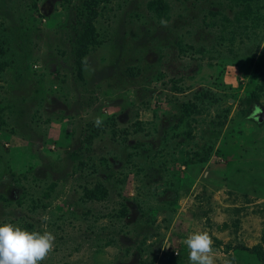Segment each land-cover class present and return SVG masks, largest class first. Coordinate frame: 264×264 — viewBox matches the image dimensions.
<instances>
[{
	"label": "rangeland",
	"instance_id": "1",
	"mask_svg": "<svg viewBox=\"0 0 264 264\" xmlns=\"http://www.w3.org/2000/svg\"><path fill=\"white\" fill-rule=\"evenodd\" d=\"M263 110L264 0H0V222L39 264H264Z\"/></svg>",
	"mask_w": 264,
	"mask_h": 264
},
{
	"label": "clouds",
	"instance_id": "2",
	"mask_svg": "<svg viewBox=\"0 0 264 264\" xmlns=\"http://www.w3.org/2000/svg\"><path fill=\"white\" fill-rule=\"evenodd\" d=\"M95 124H101L100 118H96ZM54 240L51 231H34L0 222V264H39L52 249ZM185 243L193 264H215L211 255L213 240L209 233L193 232Z\"/></svg>",
	"mask_w": 264,
	"mask_h": 264
},
{
	"label": "water",
	"instance_id": "3",
	"mask_svg": "<svg viewBox=\"0 0 264 264\" xmlns=\"http://www.w3.org/2000/svg\"><path fill=\"white\" fill-rule=\"evenodd\" d=\"M259 121H262L264 119V110L259 113Z\"/></svg>",
	"mask_w": 264,
	"mask_h": 264
}]
</instances>
